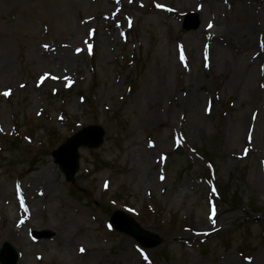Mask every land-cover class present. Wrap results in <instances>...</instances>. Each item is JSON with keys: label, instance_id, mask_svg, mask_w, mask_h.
I'll return each instance as SVG.
<instances>
[{"label": "rangeland", "instance_id": "1", "mask_svg": "<svg viewBox=\"0 0 264 264\" xmlns=\"http://www.w3.org/2000/svg\"><path fill=\"white\" fill-rule=\"evenodd\" d=\"M92 125L104 143L69 182L52 152ZM116 210L162 244L112 229ZM6 244L20 264H264V0H0Z\"/></svg>", "mask_w": 264, "mask_h": 264}, {"label": "water", "instance_id": "2", "mask_svg": "<svg viewBox=\"0 0 264 264\" xmlns=\"http://www.w3.org/2000/svg\"><path fill=\"white\" fill-rule=\"evenodd\" d=\"M197 15H188L185 21V30L196 29L199 26ZM105 132L101 127L91 126L74 135L53 153L55 162L59 164L67 180L71 181L78 170L79 149L82 146L98 148L102 145ZM114 228L136 239L147 249L159 246L162 242L159 236L150 234L141 229L131 216L117 211L111 218ZM3 264H16L18 255L9 245H6L1 256Z\"/></svg>", "mask_w": 264, "mask_h": 264}, {"label": "bare ground", "instance_id": "3", "mask_svg": "<svg viewBox=\"0 0 264 264\" xmlns=\"http://www.w3.org/2000/svg\"><path fill=\"white\" fill-rule=\"evenodd\" d=\"M179 3H186L187 5H189L190 3L193 2V0H178ZM154 10L157 12H163V8L160 5H156L154 7ZM208 24V25H207ZM207 28L210 25V22H207ZM207 29H205L204 33L206 35V38L208 37V33L206 31ZM210 32V31H209ZM211 33V32H210ZM212 37H215V35L212 34ZM6 70L2 71L1 73H3L4 75H8L10 72V68H5ZM44 174V173H43ZM24 188V192L26 195V201L25 204L28 208V211L30 212L32 210V208H34L38 203H42L44 201V199H46L48 196L52 195L53 190H54V186H53V180L48 177L47 175H43V177H41L39 180H35L34 182H31L27 187H23ZM34 215V213L31 211V214L29 215L28 219H25L21 222V228L23 227L24 229H30V222H31V217ZM17 225V224H16ZM51 233L53 232V234L55 233V237H57V239L59 241L63 240V232H61L62 230H60V228H58L55 224H53L52 222H49V225L47 227ZM20 229H18L17 231H19ZM39 232V231H38ZM14 234V228L8 231V236ZM39 234L42 236L44 234H47L48 237H50L49 233H44V232H39ZM55 239H53L52 241H46V244H52L55 243ZM20 264V263H18Z\"/></svg>", "mask_w": 264, "mask_h": 264}, {"label": "snow or ice", "instance_id": "4", "mask_svg": "<svg viewBox=\"0 0 264 264\" xmlns=\"http://www.w3.org/2000/svg\"><path fill=\"white\" fill-rule=\"evenodd\" d=\"M4 95H6V96H7V95H9V93H8V92H5V93H4Z\"/></svg>", "mask_w": 264, "mask_h": 264}]
</instances>
